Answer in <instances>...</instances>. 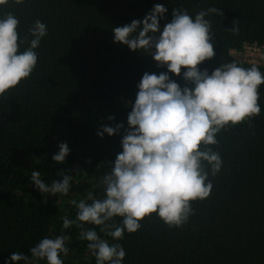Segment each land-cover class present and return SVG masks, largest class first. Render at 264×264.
Here are the masks:
<instances>
[{
  "label": "trees",
  "instance_id": "1",
  "mask_svg": "<svg viewBox=\"0 0 264 264\" xmlns=\"http://www.w3.org/2000/svg\"><path fill=\"white\" fill-rule=\"evenodd\" d=\"M156 4L168 10L161 28L171 22L174 8L187 9L193 18L213 7L223 13L205 17L211 21L216 55L200 66L202 71L211 74L221 64L236 62L264 73V65L232 53L245 44H264V0H8L0 5V19L8 13L19 19L21 39H32L29 29L37 19L47 25L35 50L36 70L0 98V264H14L12 252L31 260L30 249L42 238L61 234L70 237L68 255L61 254L64 264H96L88 241L79 238L81 230L76 224L65 229L63 217L76 220L73 200L89 193L104 198L100 182L122 151L123 130L103 139L97 133L119 123L127 129L143 74L167 72L150 55L115 43L112 32L142 21ZM27 47L21 44L20 51ZM169 75L184 86L182 75ZM259 95L260 115L224 129L217 135L219 145L210 146L220 154L222 168L214 178L209 175L212 193L192 202L194 214L183 227H169L153 214L119 241L99 226L85 223L84 228L109 244H121L122 264H264V85ZM61 143L68 144L70 154L57 164L52 157ZM32 171L49 185L62 180L60 173L74 179L67 195H44L31 183ZM113 222L121 225L122 218Z\"/></svg>",
  "mask_w": 264,
  "mask_h": 264
},
{
  "label": "clouds",
  "instance_id": "2",
  "mask_svg": "<svg viewBox=\"0 0 264 264\" xmlns=\"http://www.w3.org/2000/svg\"><path fill=\"white\" fill-rule=\"evenodd\" d=\"M7 3L0 0V5ZM167 11L156 4L142 21L133 20L112 30L115 43L150 55L157 67L167 72L143 74L134 103H130L127 129L119 123L98 131L103 139L105 134L113 137L123 130L122 151L100 182L104 198L89 193L79 202L73 200L78 209L76 220L63 217L65 229L76 224L81 230L79 238L88 241L96 264H122L126 252L121 244H109L95 230L85 229V223L99 226L114 241L123 239L125 231H139L153 214L169 227H183L194 214L192 202L210 197L214 185L209 175L214 178L221 171V156L210 147L219 145L217 135L226 128L250 123L261 113L259 88L264 85V73L257 67L244 68L232 62L221 64L211 74L200 68L216 55L211 21L205 17L223 13L213 7L193 18L187 9L174 8L171 22L161 28ZM19 26L12 13L0 19V98H7V93L31 77L38 64L35 50L47 35V25L39 19L29 29L30 41L21 39ZM25 43L29 47L20 51ZM169 73L182 75L184 86ZM108 119L114 121L115 117ZM69 154L68 144L61 143L52 159L63 164ZM60 175L62 180L49 185L39 171H32L31 183L44 195H67L74 177ZM116 217L122 218L121 225L113 222ZM69 240L63 234L44 237L30 249L31 260L12 252L10 261L64 264L61 254L68 255Z\"/></svg>",
  "mask_w": 264,
  "mask_h": 264
},
{
  "label": "built area",
  "instance_id": "3",
  "mask_svg": "<svg viewBox=\"0 0 264 264\" xmlns=\"http://www.w3.org/2000/svg\"><path fill=\"white\" fill-rule=\"evenodd\" d=\"M235 54H237L239 60L243 62L254 65H264V44L261 46L257 44H245L242 51L239 53L235 52Z\"/></svg>",
  "mask_w": 264,
  "mask_h": 264
},
{
  "label": "rangeland",
  "instance_id": "4",
  "mask_svg": "<svg viewBox=\"0 0 264 264\" xmlns=\"http://www.w3.org/2000/svg\"><path fill=\"white\" fill-rule=\"evenodd\" d=\"M232 53H233V55H235L236 56V54H235V52L234 51H232ZM238 57V56H237ZM239 58V57H238Z\"/></svg>",
  "mask_w": 264,
  "mask_h": 264
}]
</instances>
